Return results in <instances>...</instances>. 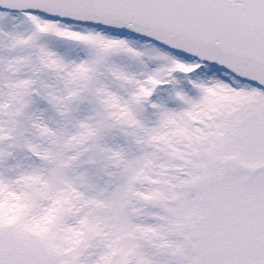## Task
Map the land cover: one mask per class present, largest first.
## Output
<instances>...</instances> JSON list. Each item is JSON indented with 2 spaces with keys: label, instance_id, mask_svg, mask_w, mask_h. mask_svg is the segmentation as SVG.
<instances>
[{
  "label": "snow or ice",
  "instance_id": "6c2138e0",
  "mask_svg": "<svg viewBox=\"0 0 264 264\" xmlns=\"http://www.w3.org/2000/svg\"><path fill=\"white\" fill-rule=\"evenodd\" d=\"M0 264H264V0H0Z\"/></svg>",
  "mask_w": 264,
  "mask_h": 264
}]
</instances>
